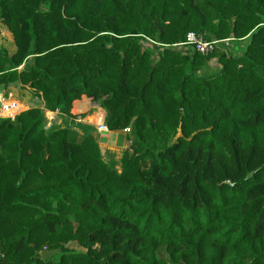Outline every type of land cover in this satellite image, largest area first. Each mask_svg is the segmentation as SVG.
I'll return each mask as SVG.
<instances>
[{
    "label": "trees",
    "instance_id": "16d2710c",
    "mask_svg": "<svg viewBox=\"0 0 264 264\" xmlns=\"http://www.w3.org/2000/svg\"><path fill=\"white\" fill-rule=\"evenodd\" d=\"M0 23V84L45 104L0 118V264H264V0H0ZM83 96L130 129L120 169L47 127Z\"/></svg>",
    "mask_w": 264,
    "mask_h": 264
},
{
    "label": "crops",
    "instance_id": "0c3cea01",
    "mask_svg": "<svg viewBox=\"0 0 264 264\" xmlns=\"http://www.w3.org/2000/svg\"><path fill=\"white\" fill-rule=\"evenodd\" d=\"M16 49L17 48L15 45L12 33L8 30V28L3 23H0V51L5 50L9 54L12 55L16 52ZM21 68H19V69H21ZM78 102H82L83 105L81 104L79 107H76V103H78ZM3 107H5V108L3 109ZM10 107H12V108H10ZM31 108L45 109V104H44L43 99L35 92V90L30 88L29 86L22 85L20 82L11 83L9 85H1L0 84V112L3 109L2 110L3 116H5V117L11 116V115H13V114H15L21 110L19 113H17L15 116H13V118L12 117H6V118L14 119L21 112L28 110V109H31ZM99 108L102 109L105 113L104 121H103L105 124V118H106L107 113L101 107H98V110H99ZM98 110L96 111V104L91 99H89L86 96H83L80 100L74 101L73 108H72V114L74 116H79V118L74 119V118L68 117L66 115L60 114L58 112H51V111H47L46 116L52 115L54 117V119H52V120L49 118L50 123L52 125L59 126V127L69 126V127H72L78 131H81L78 126L82 125L84 128H88V127L93 128L94 131L92 133L95 134L96 133L95 130L97 129V126L99 124L93 120V116L98 112ZM80 116H82V118ZM47 120H48V118H47ZM81 132L83 133V131H81ZM108 132H109L108 135H110L109 136L110 139L114 138L113 141H111L109 139L112 142V144L117 145V146L124 144L123 139H122V141H120V138H119L120 137L119 134L123 133L124 130L123 131H117V132L108 130ZM109 137H106V139H105L103 136H102V138L100 136V138L102 139V140L101 139L100 140L103 141L104 144L106 142L108 145L111 143L108 140ZM97 138H96V140H97ZM103 139H105V140H103ZM99 144H101L100 141H99ZM101 150H102V148H101Z\"/></svg>",
    "mask_w": 264,
    "mask_h": 264
},
{
    "label": "rangeland",
    "instance_id": "374dc122",
    "mask_svg": "<svg viewBox=\"0 0 264 264\" xmlns=\"http://www.w3.org/2000/svg\"><path fill=\"white\" fill-rule=\"evenodd\" d=\"M232 44V43H231ZM230 54H233L234 53V51H233V49L231 50V51H228ZM216 58H214L212 61H210L209 62V69H211V68H215L214 66H216ZM95 103V102H94ZM98 104V103H97ZM98 107H101L100 105H96V111L98 110ZM21 111V110H20ZM20 111H18V112H20ZM17 112V113H18ZM16 113V114H17ZM91 116V115H90ZM89 116V117H90ZM47 117V116H46ZM2 118H6V117H2ZM49 118L52 120V119H54V117H51L50 115H49ZM49 120V119H48ZM47 120V127L49 128V127H51L52 126V124L50 123V120L48 121ZM101 127V125H98L97 126V129L95 130V134H93L92 133V131L90 132V134H92L95 138H97V142L99 143V141L101 142V148H102V153H103V156H104V159L106 160V161H108V162H110L112 165H116V167H117V169H120L121 168V164H120V160H121V157H122V155H123V153H124V151L127 149V147H128V145H129V141H128V139H127V135L130 133V131H126V130H124V132L123 133H120L119 135H120V141H122V139H123V142H124V144H121V145H119V146H117V145H114V144H112V142L111 141H113V139L114 138H111L110 139V135H108L109 134V132H99V128ZM94 130V129H93ZM100 133V134H99ZM118 134V133H117ZM115 135V134H114ZM118 135V136H119ZM100 136H101V138H102V136L106 139V137H109L108 138V140H109V142H111L110 144H108L107 145V143L105 142V144L103 143V141H101L102 139L100 138ZM117 136V137H118ZM116 137V138H117ZM101 139V140H100ZM105 139H103V140H105Z\"/></svg>",
    "mask_w": 264,
    "mask_h": 264
},
{
    "label": "built area",
    "instance_id": "2783aa9c",
    "mask_svg": "<svg viewBox=\"0 0 264 264\" xmlns=\"http://www.w3.org/2000/svg\"><path fill=\"white\" fill-rule=\"evenodd\" d=\"M233 40H234L233 38H229V39H225V40H216V39L206 40L203 35H199L195 32H189L187 34L186 41L179 43V44H175L172 47H175L177 49H181L183 47H185V49H187L189 47H192L196 51L207 55V54L212 53L218 47V45L221 42L225 43L226 46H230ZM5 107H3V109ZM10 108H12V107H10ZM2 110L0 112V118L5 117L2 115ZM15 115H16V113L11 115V116H6V117H12L13 118V116H15ZM47 118L49 119V116H47ZM100 125H101V127L99 128L100 133L101 132H108V128L105 126L104 122ZM126 131H130V129H126ZM0 257H2L1 245H0Z\"/></svg>",
    "mask_w": 264,
    "mask_h": 264
},
{
    "label": "bare ground",
    "instance_id": "6f19581e",
    "mask_svg": "<svg viewBox=\"0 0 264 264\" xmlns=\"http://www.w3.org/2000/svg\"><path fill=\"white\" fill-rule=\"evenodd\" d=\"M81 104H82V102L76 103V107H79ZM104 116H105L104 111L99 108L98 112L93 116V120L100 125L104 121Z\"/></svg>",
    "mask_w": 264,
    "mask_h": 264
},
{
    "label": "water",
    "instance_id": "95a60500",
    "mask_svg": "<svg viewBox=\"0 0 264 264\" xmlns=\"http://www.w3.org/2000/svg\"><path fill=\"white\" fill-rule=\"evenodd\" d=\"M96 105H99V104H97V103H95ZM57 253H59V250L58 249H56V250H50V251H45L44 253H43V258L44 259H48L49 257H51V256H53V255H55V254H57Z\"/></svg>",
    "mask_w": 264,
    "mask_h": 264
}]
</instances>
